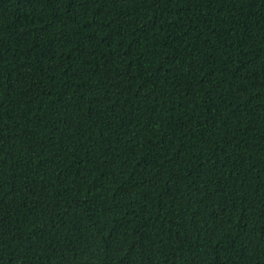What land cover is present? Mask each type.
<instances>
[{"label":"trees","instance_id":"16d2710c","mask_svg":"<svg viewBox=\"0 0 264 264\" xmlns=\"http://www.w3.org/2000/svg\"><path fill=\"white\" fill-rule=\"evenodd\" d=\"M0 264H264V0H0Z\"/></svg>","mask_w":264,"mask_h":264}]
</instances>
